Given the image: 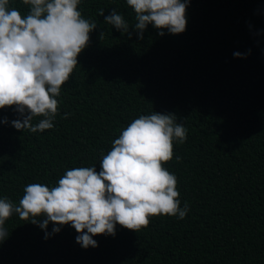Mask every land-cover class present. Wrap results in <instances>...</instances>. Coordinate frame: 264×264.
Segmentation results:
<instances>
[{
  "label": "trees",
  "instance_id": "16d2710c",
  "mask_svg": "<svg viewBox=\"0 0 264 264\" xmlns=\"http://www.w3.org/2000/svg\"><path fill=\"white\" fill-rule=\"evenodd\" d=\"M9 6L30 11L22 0ZM101 9L123 14L131 38ZM78 10L97 29L57 97L54 127L17 131L18 113L0 109V198L18 205L28 184L51 188L75 167L99 172L120 132L158 112L187 128L163 166L190 210L183 220L151 216L138 232L117 225L114 237L95 236L99 246L88 249L70 224L45 239L13 214L0 264H264V0H191L184 33L160 36L149 25L143 40L126 0H81Z\"/></svg>",
  "mask_w": 264,
  "mask_h": 264
},
{
  "label": "clouds",
  "instance_id": "9594fccd",
  "mask_svg": "<svg viewBox=\"0 0 264 264\" xmlns=\"http://www.w3.org/2000/svg\"><path fill=\"white\" fill-rule=\"evenodd\" d=\"M30 11L22 15L9 0H0V109L13 108L11 121L17 131L43 133L54 127L57 97L78 65V57L89 45L97 24L82 17L81 0H22ZM135 12L138 39L149 25L164 35L166 29L179 35L187 28L191 0H126ZM108 25L132 36L124 15L112 10ZM106 33L101 31L99 39ZM250 54V50L249 53ZM237 58L246 54L235 52ZM69 114L64 115V119ZM37 122L34 124L33 121ZM3 123L9 121L5 118ZM187 128L172 113L141 115L124 128L106 155L101 170L95 166L67 170L57 184L31 183L24 188L19 204L0 198V244L8 237L6 221L17 214L45 231V239L71 225L84 249L97 248L95 236H115L117 225L138 232L149 217L165 215L186 218L190 208L181 207L177 177L163 165L174 154V141L183 144ZM177 162L180 157H177ZM43 218V219H41ZM54 227L47 231L49 223Z\"/></svg>",
  "mask_w": 264,
  "mask_h": 264
}]
</instances>
